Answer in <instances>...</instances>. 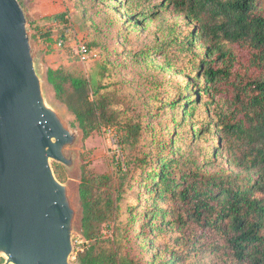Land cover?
<instances>
[{
    "label": "trees",
    "instance_id": "1",
    "mask_svg": "<svg viewBox=\"0 0 264 264\" xmlns=\"http://www.w3.org/2000/svg\"><path fill=\"white\" fill-rule=\"evenodd\" d=\"M18 1L23 8L26 0ZM87 1L84 13L97 6L107 15L101 31L111 46L101 37L86 45L102 55L96 79L63 67L46 77L82 138L114 130L126 169L109 174L82 165L83 242L72 238L73 264H264V0H121L134 7L120 22L112 0ZM168 12L191 26L189 37L174 22L169 39L144 42L140 27ZM25 14L30 24L38 18ZM66 14L54 17L68 21ZM51 32L43 34L50 42ZM194 45L200 58L191 54ZM173 50V77L141 72L144 93L119 74L126 68L119 54L141 59ZM51 165L66 184L69 168ZM112 220L126 241L143 221L151 246L109 243L103 226ZM6 261L0 254V264Z\"/></svg>",
    "mask_w": 264,
    "mask_h": 264
},
{
    "label": "water",
    "instance_id": "2",
    "mask_svg": "<svg viewBox=\"0 0 264 264\" xmlns=\"http://www.w3.org/2000/svg\"><path fill=\"white\" fill-rule=\"evenodd\" d=\"M18 0H0V254L5 264H73L67 185L51 161L71 168L76 140L43 95Z\"/></svg>",
    "mask_w": 264,
    "mask_h": 264
},
{
    "label": "rangeland",
    "instance_id": "3",
    "mask_svg": "<svg viewBox=\"0 0 264 264\" xmlns=\"http://www.w3.org/2000/svg\"><path fill=\"white\" fill-rule=\"evenodd\" d=\"M77 3L76 0H28V2L26 0L23 4V9L30 16V20L38 17L35 23H27V30L34 55L35 67L41 80L44 98L47 104L55 109L58 115L64 119L68 129H70L73 134L76 133V140L66 145L64 154L65 157L70 160L71 164V168L66 171L68 180L66 182V187L70 204L74 210L72 233L76 242L82 244L83 239L80 228L81 213L78 201V187L81 181L82 165L92 168L99 173L113 174L120 165L126 169V155L124 149L118 142V137L111 128L102 127L89 138H82L81 130L75 123L72 113L65 104L56 98L52 86L47 81L46 76L48 69H58L60 67L66 68L76 75H86L89 79L94 81L102 66V55L98 50L92 47L89 48L92 54L84 56L81 53V46L88 45L90 39L93 40L94 38L98 39L101 37L104 44H106L108 48L111 47L110 44H108L107 35L104 31H101L105 30L106 27L108 30V24L106 22L107 15L103 11L97 13V6L93 9L88 8V13H84L82 9L88 4V1L82 0V4H80L79 7L76 6ZM112 4V10L117 14L115 18L119 22L121 18H126L129 15L128 12L134 7L133 3L131 7H126L127 4L121 0H112ZM61 12H67L65 19L68 21L55 19V14ZM41 15H48V17L41 18ZM165 15L166 16L156 20H152L150 24L148 23L149 25L144 23V25L140 27L144 42H155L157 39L162 42L169 39V27L173 25L174 22H177L175 25L176 30L181 31L183 36L189 37V28L191 26H189L182 17H173L170 12ZM46 31H52V42L48 41L43 35ZM39 33H41V35H39ZM62 33L65 35V38H63L65 43L63 46H59L58 41L61 39L59 37ZM118 39L120 40L119 43H122V37ZM109 51L111 52L110 49ZM191 51L194 57L200 58L202 56V47H199V45H194ZM93 53L96 55H93ZM176 53H178L176 50H173L170 55H166L165 52H154L149 56L146 54L141 55V59L133 55H125L124 53L119 54L120 64L126 67L123 68L119 74L121 73L122 78L128 81L133 80L131 85H134L133 89L135 91L137 90L140 93H144L146 89L138 87L145 79V77L141 75V72L149 73L154 71L155 76L158 78L166 76L173 77V74L171 75L170 73L174 72L175 69L169 70L167 67L170 62L175 60ZM192 68L195 69V65H192ZM166 79L164 80L165 83ZM125 86L131 89L128 83H125ZM176 104H179V102ZM181 110L183 111L184 107H182ZM165 112L178 116V113L169 108H167ZM165 117V114L162 115V118ZM143 203L144 206L148 204L146 199H144ZM164 205H166V203ZM115 224V220H112L109 224L103 226V235L108 239L109 243L112 244L115 241L125 244V242L129 243L134 241L136 246H139L143 241H146V243L151 246L150 241L146 240L148 237L147 233L143 232L146 231L145 228L141 230L143 221L137 222L134 230H130V238L128 236L127 241L123 239L121 230L118 231ZM150 250L151 255L157 252L154 248ZM161 260L160 257L157 258L159 263ZM70 261L72 263L76 261L75 254H72Z\"/></svg>",
    "mask_w": 264,
    "mask_h": 264
},
{
    "label": "built area",
    "instance_id": "4",
    "mask_svg": "<svg viewBox=\"0 0 264 264\" xmlns=\"http://www.w3.org/2000/svg\"><path fill=\"white\" fill-rule=\"evenodd\" d=\"M64 43H65V40L64 39H60L58 44H59V46H63ZM81 53L84 56H87V55H91L92 51L86 45H82L81 46ZM93 55H96V54L93 53Z\"/></svg>",
    "mask_w": 264,
    "mask_h": 264
}]
</instances>
